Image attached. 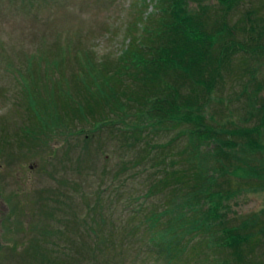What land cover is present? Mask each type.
<instances>
[{
	"label": "rangeland",
	"instance_id": "rangeland-1",
	"mask_svg": "<svg viewBox=\"0 0 264 264\" xmlns=\"http://www.w3.org/2000/svg\"><path fill=\"white\" fill-rule=\"evenodd\" d=\"M147 1L144 8L142 0H0V264H220L233 259L232 251L203 246L204 235H195L185 238L181 250L173 248L177 257L170 262L168 246L157 237L170 217L150 231V218L164 213L172 191L183 189L161 180L190 167L188 138H179V131L136 141L122 134L123 124L93 134L89 119L47 136L24 137L38 125L30 94L48 97L60 87L82 100L79 65L100 61L111 68L128 44L127 27L153 11ZM210 6L209 23L223 15L214 1ZM221 25L235 32L232 49L247 52L218 65L210 94L200 106L191 104L203 111L207 124L251 129L258 122L245 121L248 101L264 104V58L250 57L254 46L264 48V0H240ZM206 166L217 168L212 159ZM217 181L223 192L230 191L221 204L222 223L237 228L257 221L255 228L249 225L248 233L259 236L247 256L264 264V188L257 179Z\"/></svg>",
	"mask_w": 264,
	"mask_h": 264
},
{
	"label": "trees",
	"instance_id": "trees-1",
	"mask_svg": "<svg viewBox=\"0 0 264 264\" xmlns=\"http://www.w3.org/2000/svg\"><path fill=\"white\" fill-rule=\"evenodd\" d=\"M142 1L141 7L145 8L148 1ZM151 1L153 11L136 18L137 22L127 27L124 38L128 44L111 68L100 61L86 60L79 65L76 78L81 83L77 88L82 100L77 101L78 98L60 87L48 97L47 94L43 98L41 94H30L29 107L31 111L33 108L38 125L29 128L24 137L47 136L74 120L83 125L89 119L93 134L123 124L122 134L136 141L179 131V138H188L189 151L184 152H187L186 162L190 167L185 172L179 170L166 175L161 184L182 185L185 191L181 188L172 191L171 203L164 213L150 218V231L159 229L158 223L165 215L170 217L164 223L166 229L159 230L157 236L161 244L168 246L170 262L177 257L173 248L181 250L187 236L191 239L204 235L201 245L216 251H232L233 259L227 258L222 264H255L247 255H251V243L254 240L257 243L259 235L248 230L249 225L255 228L257 221H245L237 228L222 223L224 207L221 209V204L230 191L223 192L217 180L230 176L257 179L264 188V104L256 107L252 98L248 101L245 121L256 119L258 122L251 129H225L226 126L220 129L218 127L223 125L207 124L203 111L195 110L191 104L197 102L200 106L210 94L218 65H228L230 57L238 51L247 52L243 48L232 49L235 32L220 26L221 18L234 11L240 0ZM211 1L216 3L217 9L220 7L223 15L209 23L214 10ZM195 4L198 6L190 9ZM252 55L263 60L264 48L254 46L250 50V57ZM208 159H212L217 168L206 166ZM156 188L154 184L152 189ZM152 239L150 243H154Z\"/></svg>",
	"mask_w": 264,
	"mask_h": 264
}]
</instances>
